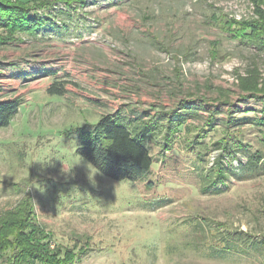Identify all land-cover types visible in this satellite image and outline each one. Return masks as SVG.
<instances>
[{
  "label": "rangeland",
  "instance_id": "374dc122",
  "mask_svg": "<svg viewBox=\"0 0 264 264\" xmlns=\"http://www.w3.org/2000/svg\"><path fill=\"white\" fill-rule=\"evenodd\" d=\"M45 1L61 22L86 20L62 38L0 27V99H23L17 116L0 128V217L32 200L52 245L79 244L71 264H264V252L208 254L229 232L264 241V176L231 179L228 193L207 196L199 170L217 156L213 144L225 130L208 132L192 149L211 106L223 104L227 113L229 104L263 108L256 100L239 102L264 94V51L233 36L239 33L233 18L254 17L250 0ZM55 78L65 82L66 96L47 93ZM180 100L208 110L198 111L201 118L190 120L167 150L150 143L155 164L144 182L112 180L77 154L79 131L103 115H153ZM236 134L264 154L263 127Z\"/></svg>",
  "mask_w": 264,
  "mask_h": 264
},
{
  "label": "trees",
  "instance_id": "16d2710c",
  "mask_svg": "<svg viewBox=\"0 0 264 264\" xmlns=\"http://www.w3.org/2000/svg\"><path fill=\"white\" fill-rule=\"evenodd\" d=\"M43 1L45 0L14 4L7 0H0V27L3 30L9 29L18 34L40 38L43 36L62 38L71 33V27L80 29L79 23L86 20L77 16L70 21L78 23L76 25L61 22L48 12L50 4ZM88 2L89 0H82L81 4L85 6ZM250 2L254 17L249 21L233 18L235 21L234 24L232 23L233 26L239 27L238 35L233 36L238 42L250 45L261 53L264 51V0H250ZM35 5L39 7L36 8ZM43 8L47 9L38 11ZM11 39L2 38L4 41L1 42L8 44L16 42ZM9 65L14 67L16 64ZM40 69L46 70L44 66ZM46 73H48L47 70ZM52 73L54 77L58 74L56 72L49 74ZM56 79L48 87L47 93L52 96H66L65 82ZM252 100L262 102L263 108L260 111L255 109L249 111L244 110V107L239 108L238 104H229L227 113L226 110L220 109L223 104L211 106L208 118L202 123V133L195 135L192 140V149H196V146L202 145L203 138L208 132H213L218 127L226 132L222 141L213 144V150L217 151L214 160L208 163L206 168L198 169L203 185L202 191L207 196L228 193L231 189V179L245 181L264 176V154L260 151L253 152L251 146L241 138L242 136L236 134V131L245 126L264 128V94L250 93L247 98H241L239 102L244 105L246 101ZM22 102L23 99L19 97L0 99V128L8 126L17 116ZM203 110L206 111L208 108H201L199 101L180 100L176 108L170 111L159 110L153 115L147 112L138 114L135 110L128 116L120 112L103 115L95 124L79 131L80 147L77 149V154L91 163L102 175L112 180L144 182L155 164L150 143L157 141L162 150H167L171 145H175L187 131L190 120L201 118L198 111ZM256 112L261 116L255 115ZM221 113H227V118L224 120L220 118ZM249 113H254V117L248 116ZM242 157H245V163ZM200 160L202 161L203 157H200ZM235 162L237 165H234ZM32 210V200L23 199L14 211L7 214V218L13 222L4 219L7 215L0 217V264H64L68 262L71 264L76 258L75 252L79 244L71 248L52 245L53 235L38 225ZM21 214L24 218L17 219V216ZM220 242L222 246L212 249L208 253L209 257L225 259L235 253L234 250L248 254L252 251L264 252L263 240H256L242 232H229L220 239Z\"/></svg>",
  "mask_w": 264,
  "mask_h": 264
},
{
  "label": "clouds",
  "instance_id": "9594fccd",
  "mask_svg": "<svg viewBox=\"0 0 264 264\" xmlns=\"http://www.w3.org/2000/svg\"><path fill=\"white\" fill-rule=\"evenodd\" d=\"M90 180L94 179V177H89Z\"/></svg>",
  "mask_w": 264,
  "mask_h": 264
}]
</instances>
